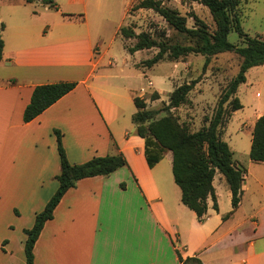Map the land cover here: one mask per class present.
<instances>
[{"label":"crops","instance_id":"0c3cea01","mask_svg":"<svg viewBox=\"0 0 264 264\" xmlns=\"http://www.w3.org/2000/svg\"><path fill=\"white\" fill-rule=\"evenodd\" d=\"M36 2L37 11L19 10L24 0L8 3L5 17L0 11V264L25 263L24 229L58 187L54 129L70 163L122 153L126 165L107 176L79 179L66 190L34 243V264H180V257H197L202 264H264V162L249 157L254 123L264 114L259 91L245 93L247 103L240 101L224 133L234 162L245 171L240 203L232 211L228 184L216 172L217 209L208 197L199 220L172 184V153L147 165L144 138L131 120L136 108L127 74L96 73L115 57L103 62L90 19L101 21L113 4H121L114 30L119 34L133 0H54L56 8ZM242 3L243 31L246 26L247 34L264 35V23L250 24L264 3L250 13ZM62 4L74 9L62 11ZM122 47L124 65L137 51ZM102 77L121 81L97 83ZM58 81L76 86L24 122L33 88Z\"/></svg>","mask_w":264,"mask_h":264},{"label":"trees","instance_id":"16d2710c","mask_svg":"<svg viewBox=\"0 0 264 264\" xmlns=\"http://www.w3.org/2000/svg\"><path fill=\"white\" fill-rule=\"evenodd\" d=\"M33 0H24L31 2ZM206 7L215 23V28L209 31L207 25L194 16V26H186V17L162 4V0H134L131 9H152L158 13L173 29L187 35L192 44L171 46L172 58H178L188 53H200L206 57L222 52H235L241 58L239 69L230 79L220 94L216 108L206 124L199 129L190 131L170 111L188 101V93L195 81L185 82L176 86L168 97V103L163 107L166 114L156 118L158 110L148 109L144 99L133 94L132 99L136 111L131 120L136 133L144 138V154L148 167L152 168L166 151L172 153V174L175 184L181 191L180 201L195 212L199 220H203L207 210V198L211 197L213 207L217 209L213 179L216 172L221 173L231 192L232 211L238 206L242 195L244 168L236 165L233 151L223 139L225 123L232 113L242 108L236 95L240 84L246 81V72L254 66L264 65V35L251 36L243 31L241 26L240 4L245 0H189ZM49 7H55L54 0H41ZM66 15V14H65ZM4 24L0 23V30ZM235 31L243 45H236L228 40V34ZM120 36L126 40L136 39L132 45H125L129 53L148 49L156 42L146 33H135L130 26L119 28ZM4 42L0 33V60L2 59ZM159 52L146 61L151 66L161 59ZM76 86L75 81H58L38 84L33 88L30 101L26 105L22 119L32 120L47 107L52 105L64 94ZM151 99L159 98L157 91L150 95ZM56 146L60 161V172L55 176L58 187L48 199L43 209L35 214L31 228L24 229V264H34L33 247L44 223L53 217V211L62 195L74 187L79 179L96 175L107 176L126 165L122 153L104 156H93L82 163H70L61 141V133L54 129ZM249 157L254 162H264V114L259 116L253 126ZM180 264H202L197 257L179 258Z\"/></svg>","mask_w":264,"mask_h":264},{"label":"rangeland","instance_id":"374dc122","mask_svg":"<svg viewBox=\"0 0 264 264\" xmlns=\"http://www.w3.org/2000/svg\"><path fill=\"white\" fill-rule=\"evenodd\" d=\"M11 1L19 3L20 0H0V11L3 17H5V10ZM263 3L264 0H248V2L242 3V6L244 5L246 13H250L258 10ZM162 4L177 10L180 15L185 16L188 28L194 26V16L202 20L207 25L209 31L215 28V23L208 9L197 2L189 0H162ZM19 5L20 7L18 8L22 11L32 12L41 9L40 4L36 0L25 4L20 3ZM65 5H61L64 9L62 11L71 12L72 8L74 9V7ZM120 10L121 4L116 3L110 7L108 16L104 17L105 20L103 17L101 21L97 18L90 19V28L96 40L94 46H97L100 53L104 51L103 62L107 61L109 56L115 57V62L111 66H104L103 63L100 68L98 67L99 70H96V73L102 72L115 76L127 74V86L130 87L131 92H134L133 94L144 99L148 109L158 110L156 118L166 114L163 107L168 103L169 93L176 86L185 82L195 81L193 88L188 93V101L177 108H172L170 112L177 117L179 123H183L190 131L199 129L203 124H206V119L211 117L220 94L230 79L237 73L241 61L240 56L235 52L229 51L209 57L200 53H188L178 58H172L170 50L172 45H188L192 44L193 41L187 35L173 29L152 9L129 8L126 17L122 19V26L132 27L137 34L141 32L148 34L155 40L156 45L137 51L136 55L130 59V62L128 61V63L121 65L122 46L132 45L136 39L128 38L124 40L122 38V45L120 35L114 33L117 23L121 20ZM259 13L250 21V24L264 23V12ZM245 32L251 33V30H247L245 26ZM228 40L236 45H243V42L235 31H231L228 34ZM159 52L162 55L161 59L151 66H147L146 61ZM246 79V84H240L239 86L237 92L239 100L246 101L247 103L248 100L245 93H250V90L253 93L259 91V95L263 99L264 66L253 67L247 70ZM108 80L112 82L121 81L118 78L109 79L102 77L97 79L96 82L102 83ZM154 89H159L160 91L158 93L159 98L157 99H151L150 97L151 93L155 91ZM229 120L224 125L223 139L226 137L224 133ZM172 184L179 193L178 186L175 183Z\"/></svg>","mask_w":264,"mask_h":264},{"label":"built area","instance_id":"2783aa9c","mask_svg":"<svg viewBox=\"0 0 264 264\" xmlns=\"http://www.w3.org/2000/svg\"><path fill=\"white\" fill-rule=\"evenodd\" d=\"M150 85H151V83L150 82H148Z\"/></svg>","mask_w":264,"mask_h":264}]
</instances>
